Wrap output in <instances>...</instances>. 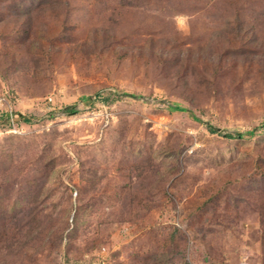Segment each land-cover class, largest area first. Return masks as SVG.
I'll return each mask as SVG.
<instances>
[{
	"label": "rangeland",
	"instance_id": "1",
	"mask_svg": "<svg viewBox=\"0 0 264 264\" xmlns=\"http://www.w3.org/2000/svg\"><path fill=\"white\" fill-rule=\"evenodd\" d=\"M263 182L264 0H0V264H264Z\"/></svg>",
	"mask_w": 264,
	"mask_h": 264
},
{
	"label": "trees",
	"instance_id": "2",
	"mask_svg": "<svg viewBox=\"0 0 264 264\" xmlns=\"http://www.w3.org/2000/svg\"><path fill=\"white\" fill-rule=\"evenodd\" d=\"M173 106H171V109H173V110H180V111H184V110H186L185 108H183V107H181V106H178V105H174V104H172ZM209 129L211 130V131H215L214 130V128H212L211 126H209ZM261 185H263V187H262V191H264V182L261 184Z\"/></svg>",
	"mask_w": 264,
	"mask_h": 264
},
{
	"label": "built area",
	"instance_id": "3",
	"mask_svg": "<svg viewBox=\"0 0 264 264\" xmlns=\"http://www.w3.org/2000/svg\"><path fill=\"white\" fill-rule=\"evenodd\" d=\"M10 117H11V119H10V120L13 122V120H12V113L10 114Z\"/></svg>",
	"mask_w": 264,
	"mask_h": 264
}]
</instances>
